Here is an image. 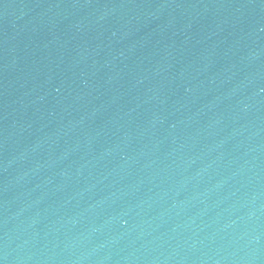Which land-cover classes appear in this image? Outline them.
Here are the masks:
<instances>
[{
	"label": "water",
	"instance_id": "water-1",
	"mask_svg": "<svg viewBox=\"0 0 264 264\" xmlns=\"http://www.w3.org/2000/svg\"><path fill=\"white\" fill-rule=\"evenodd\" d=\"M0 264H264V0H0Z\"/></svg>",
	"mask_w": 264,
	"mask_h": 264
}]
</instances>
